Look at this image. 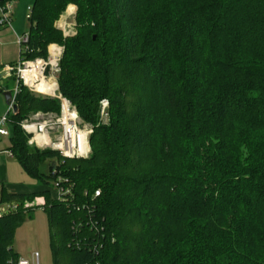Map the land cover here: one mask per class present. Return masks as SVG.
<instances>
[{
    "label": "trees",
    "instance_id": "16d2710c",
    "mask_svg": "<svg viewBox=\"0 0 264 264\" xmlns=\"http://www.w3.org/2000/svg\"><path fill=\"white\" fill-rule=\"evenodd\" d=\"M30 24L22 56L64 46L60 94L94 130L88 158L31 147L22 120L61 100L20 86L10 149L46 184L57 169L72 196L3 190L17 208L0 216V264L19 261L38 196L54 264H264V0H34Z\"/></svg>",
    "mask_w": 264,
    "mask_h": 264
},
{
    "label": "built area",
    "instance_id": "2783aa9c",
    "mask_svg": "<svg viewBox=\"0 0 264 264\" xmlns=\"http://www.w3.org/2000/svg\"><path fill=\"white\" fill-rule=\"evenodd\" d=\"M13 14L12 0L0 2V25L11 27ZM17 41L21 46L19 61L16 64H7L4 67L6 75L15 78L16 86L8 103L7 111L0 118V139L10 136L9 125L11 116L16 112V95L20 91V86L24 85L31 92L61 100L60 112L38 111L22 120L20 125L29 136L28 144L42 150L58 151L66 158H88L91 153L90 136L93 133V127L82 123L83 120L77 109L67 98L57 93V87L54 92H41L37 89V85L42 80L50 81L48 78L50 72L55 73L58 70L57 61L61 56L62 48L60 47L59 54L53 55L50 46L47 58L26 59L22 56V52L27 51L26 44L29 41V33L18 36ZM81 136H83V139ZM81 140H83V143ZM53 174L58 175L51 184V189L56 192L55 198L67 201L72 196L71 183L59 174L57 169L53 170ZM96 195H100V191H97ZM16 208L17 204L15 203H2L0 204V216L14 211ZM16 264H39L38 253L33 254L31 260L20 258Z\"/></svg>",
    "mask_w": 264,
    "mask_h": 264
},
{
    "label": "rangeland",
    "instance_id": "374dc122",
    "mask_svg": "<svg viewBox=\"0 0 264 264\" xmlns=\"http://www.w3.org/2000/svg\"><path fill=\"white\" fill-rule=\"evenodd\" d=\"M12 1L14 4L13 5L14 12H16L18 8V11L21 12L22 19H25V32L28 33L31 26L30 11L28 10V5L30 4V7H32L34 0H12ZM78 12H79L78 5L74 2H70L66 5L65 10L61 13L60 17L56 21L55 25L60 30H62L65 37H71L77 34ZM55 44H57V46L62 48V53L59 60L57 61L58 70L55 73L50 72L48 74V78L50 80L49 82L56 83L57 93L60 94L59 75L61 72V59L65 48L61 44L52 43L48 46V56H49V47ZM15 85L16 83L14 84L11 83L12 88ZM33 93L38 96H46L40 93H35V92ZM109 109H110L109 100L107 98L102 99L100 101V110H99V121L101 124L109 123L110 121ZM34 113L35 112H31L29 115ZM82 123L84 125L86 124L91 127H94L92 123L86 122L85 120H83ZM49 161L50 160L44 161V163L41 164L40 166L41 173L49 172ZM19 170L22 174L21 175L22 178L17 177L15 183H17L19 186L23 188L29 189L27 192H30L31 189H40L42 192L44 188L50 189L51 184H53L54 179H52L51 183L46 184L40 181L38 178L32 177L28 173H25L23 169H19ZM31 193L32 192L28 194ZM55 194H56L55 190L51 189V195L55 197L56 196ZM50 241L51 238H50L48 213L43 209V207H39V208L36 207L26 215L25 220L20 224V226L17 227L15 233V240H14V249L19 253L21 259L31 260L32 255L38 253L39 264H54Z\"/></svg>",
    "mask_w": 264,
    "mask_h": 264
},
{
    "label": "crops",
    "instance_id": "0c3cea01",
    "mask_svg": "<svg viewBox=\"0 0 264 264\" xmlns=\"http://www.w3.org/2000/svg\"><path fill=\"white\" fill-rule=\"evenodd\" d=\"M14 5V4H13ZM16 5V4H15ZM18 5V4H17ZM17 8V7H16ZM30 4L28 5L29 10ZM30 11V10H29ZM24 23V25H23ZM27 23V22H26ZM25 19H22L21 12H14L11 27H5L0 25V118L6 113L7 105L4 91L5 89L14 91L15 86L12 88L11 83H15L13 76H7L4 71V67L7 64H16L19 61L21 54V46L17 41V37L25 34ZM11 141L9 137H3L0 139V201L2 198L3 190L11 194H28L41 192L40 189H29L19 186L16 182L17 177L22 178V174L19 169H23L18 159L11 151ZM51 189V187H50ZM44 188L45 190H50ZM37 191V192H35ZM42 191V192H43ZM46 202L45 196L36 198L33 202H28L29 206H35L37 208L43 207Z\"/></svg>",
    "mask_w": 264,
    "mask_h": 264
},
{
    "label": "bare ground",
    "instance_id": "6f19581e",
    "mask_svg": "<svg viewBox=\"0 0 264 264\" xmlns=\"http://www.w3.org/2000/svg\"><path fill=\"white\" fill-rule=\"evenodd\" d=\"M61 48L57 45H53L51 47V52L53 55H55L56 53H60ZM56 83H51L47 80H42L38 85H37V89L41 92H54L56 89ZM81 138L83 139V136H81ZM81 142L83 143V140H81ZM83 146V145H82Z\"/></svg>",
    "mask_w": 264,
    "mask_h": 264
},
{
    "label": "water",
    "instance_id": "95a60500",
    "mask_svg": "<svg viewBox=\"0 0 264 264\" xmlns=\"http://www.w3.org/2000/svg\"><path fill=\"white\" fill-rule=\"evenodd\" d=\"M5 1H7V0H0V2H5ZM4 96H5L6 102L9 103L10 98H11V96H12V92H11L10 90L5 89V91H4ZM17 108H18V107L15 106V110H17Z\"/></svg>",
    "mask_w": 264,
    "mask_h": 264
}]
</instances>
